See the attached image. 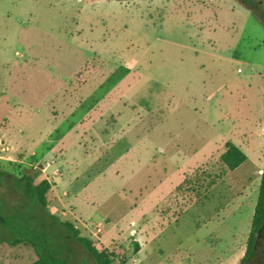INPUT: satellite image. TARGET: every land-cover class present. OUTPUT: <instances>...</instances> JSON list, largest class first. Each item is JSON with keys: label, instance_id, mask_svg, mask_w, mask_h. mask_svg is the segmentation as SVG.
Segmentation results:
<instances>
[{"label": "rangeland", "instance_id": "374dc122", "mask_svg": "<svg viewBox=\"0 0 264 264\" xmlns=\"http://www.w3.org/2000/svg\"><path fill=\"white\" fill-rule=\"evenodd\" d=\"M0 168L70 186L51 211L112 264H238L264 168V0H0ZM36 259L0 243V264Z\"/></svg>", "mask_w": 264, "mask_h": 264}, {"label": "trees", "instance_id": "16d2710c", "mask_svg": "<svg viewBox=\"0 0 264 264\" xmlns=\"http://www.w3.org/2000/svg\"><path fill=\"white\" fill-rule=\"evenodd\" d=\"M221 159L235 170L248 156L228 140ZM54 196L53 185L41 169L16 174L0 168V243L31 246L37 255L31 264H72L73 255L86 264L83 252L94 264H112L116 253L82 234L75 221L51 211ZM238 264H264V168L246 251Z\"/></svg>", "mask_w": 264, "mask_h": 264}, {"label": "crops", "instance_id": "0c3cea01", "mask_svg": "<svg viewBox=\"0 0 264 264\" xmlns=\"http://www.w3.org/2000/svg\"><path fill=\"white\" fill-rule=\"evenodd\" d=\"M100 121H102V117H99V118H97L95 121H93V122H91V125H90V127H96V125H97V123H99ZM128 124V123H127ZM209 143H210V140H208V142L207 141H205L204 142V144H203V146H201L202 148H205L206 146H208L209 145ZM82 154H84V153H82ZM85 155H89V154H85ZM66 160L67 159H62V160H60L61 162H64V163H66ZM61 164V163H60ZM62 165V164H61ZM51 166V164L50 163H47L44 167H45V169H47L48 167H50ZM60 167V166H59ZM63 169V168H62ZM64 170V173H65V169H63ZM45 177L46 178H49L47 175H45ZM60 177V176H59ZM58 177V178H59ZM50 181V180H49ZM65 185V182L63 181L62 183H61V194H59L57 191H55L56 192V195L59 197V198H62L61 196L62 195H68V197H66V200L68 201V202H70V203H73V199H72V195L74 194V192H72V189H70L71 187L70 186H64ZM155 204H157V203H155ZM71 210H70V212L71 213H73V211L76 209L72 204H71Z\"/></svg>", "mask_w": 264, "mask_h": 264}]
</instances>
